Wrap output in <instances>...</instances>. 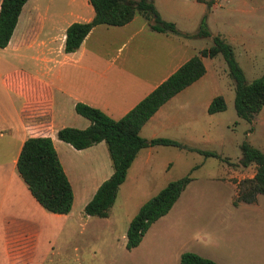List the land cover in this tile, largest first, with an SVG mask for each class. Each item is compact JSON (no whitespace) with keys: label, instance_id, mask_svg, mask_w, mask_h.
Instances as JSON below:
<instances>
[{"label":"rangeland","instance_id":"rangeland-1","mask_svg":"<svg viewBox=\"0 0 264 264\" xmlns=\"http://www.w3.org/2000/svg\"><path fill=\"white\" fill-rule=\"evenodd\" d=\"M163 1L162 15L181 32L195 33L204 17L211 34L231 45L246 81L264 71V0H210L208 8L195 0ZM177 36L196 49L211 43L209 38ZM203 61L207 75L167 110L171 117L188 119L160 132L186 148L153 146L145 163L131 170L132 179L119 187L107 217L86 219L77 203L72 217L58 218L35 201L36 211L24 213L19 206L14 216H4L0 264H178L183 251L217 264H264V196L257 210L244 212L230 205L229 186L253 171L252 165H232L239 143L245 140L264 151V106L251 123L239 119L223 59L216 55ZM216 95L223 98L225 109L208 114L204 103ZM187 148L214 151L222 159ZM74 152L68 158L73 171L81 168L91 175L98 169L99 179L109 160L104 143ZM186 174L191 180L168 212L150 224L136 247L125 249V231L138 207L168 181Z\"/></svg>","mask_w":264,"mask_h":264},{"label":"crops","instance_id":"crops-1","mask_svg":"<svg viewBox=\"0 0 264 264\" xmlns=\"http://www.w3.org/2000/svg\"><path fill=\"white\" fill-rule=\"evenodd\" d=\"M162 1L153 0V4L160 17L168 20L159 9ZM92 17L93 9L88 0H26L7 44L0 47V236L4 233L5 215L14 216L19 206L23 207L24 213L32 212L30 208L37 210L38 204L16 169L17 156L25 138L48 136L69 181L71 208L66 214L52 213L54 217H72L70 211L76 203L79 214H84L83 206L112 169L108 160L97 179L98 169L88 175L81 168L73 171L69 165L68 158L76 153V149L57 139L56 132L62 127L82 129L89 123L74 111V104L85 103L116 119L201 49L175 34L151 30L148 22L135 13L130 21L120 26L94 25L74 51L65 52L66 27L73 22H87ZM202 63L203 75L158 107L140 127L141 137L175 140L160 132L188 118L171 117L167 110L173 106L171 101L207 75L203 57ZM209 101L204 103L205 108ZM101 143L104 142L81 151L95 149ZM152 147L137 152L118 189L132 179L134 166L145 163ZM143 150L145 154H141ZM252 174L253 171L248 177ZM223 180L227 181L226 178ZM236 183H229L232 189L230 205L244 212L257 210L263 202L261 194L256 195L254 202L232 205ZM90 217L85 215L86 219Z\"/></svg>","mask_w":264,"mask_h":264},{"label":"trees","instance_id":"trees-1","mask_svg":"<svg viewBox=\"0 0 264 264\" xmlns=\"http://www.w3.org/2000/svg\"><path fill=\"white\" fill-rule=\"evenodd\" d=\"M25 1L0 0V47L7 44ZM196 1L204 3L207 8L211 4L210 0ZM88 3L93 9V17L87 22H73L66 27L63 46L65 52L74 51L94 25L120 26L130 21L135 13L147 21L153 31L209 38L211 41L207 47L197 50L122 116L111 118L96 107L77 102L74 104V111L86 118L88 125L82 129L62 127L57 130V139L76 150L85 149L100 141L104 142L112 172L98 185L82 211L85 215L106 217L114 202L118 186L124 181L126 171L140 149L154 145L186 148L184 144L170 138H143L139 135V130L158 107L203 75L205 69L202 57L221 56L227 68V75L233 83L235 114L239 119L250 123L264 106V71L246 81L242 69L234 58L231 45L220 35L211 34L204 17L201 18L196 32L188 34L179 31L173 22L162 19L155 9L153 0H88ZM224 109L223 98L216 95L207 104L206 112L212 114ZM187 149L195 150L205 157L222 159L214 151ZM238 149L237 162L232 165L242 168L252 165L253 174L236 183V195L232 199L234 206L238 202H254L257 194L264 195V152L245 140L239 143ZM16 169L30 195L43 209L55 214L69 212L72 190L52 140L48 136L25 138L17 156ZM190 180V176L186 174L168 181L138 207L125 231V249L130 250L139 244L150 224L168 212ZM178 264L217 263L194 252L183 251L179 254Z\"/></svg>","mask_w":264,"mask_h":264}]
</instances>
